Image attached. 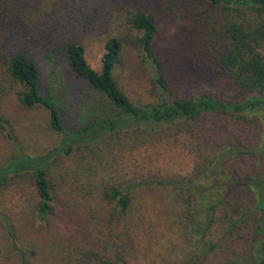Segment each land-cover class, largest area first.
I'll return each instance as SVG.
<instances>
[{"label": "rangeland", "instance_id": "obj_1", "mask_svg": "<svg viewBox=\"0 0 264 264\" xmlns=\"http://www.w3.org/2000/svg\"><path fill=\"white\" fill-rule=\"evenodd\" d=\"M0 4V13L15 12L14 20L26 27V32L54 40L42 45L45 41L32 39L21 47L34 53L43 88L55 96L71 126L105 113L98 111L95 93L71 73L59 51L53 50L57 54L48 59V51L58 49L66 40L83 43L88 62L97 68L102 39L115 32L123 42L114 72L121 89L139 106L160 99L151 66L127 24L129 11L140 6L155 15V49L172 85L171 97L202 91L227 97L234 94L214 59L222 50V24L229 13L223 7L196 2L183 5L178 0H0ZM4 36L5 31L0 40ZM20 90L15 85L2 101L1 112L9 120L11 138L0 130V167L10 162L16 150L35 156L60 142L61 135L52 128L47 109L23 106ZM252 113L245 122L226 117L201 125L180 121L150 135L142 128L123 129L96 144L58 155L47 169L53 202L45 218L37 213L39 197L33 174L10 175L0 187V264H87L100 258L117 264H192L187 250L194 247L187 243L179 222L180 207L185 204L176 187H199L208 193L215 178L222 180L226 172L218 167L192 185L197 179L194 170L199 155L227 139L235 142L239 135L243 141L250 136V144L259 140L255 116L262 120L264 133V110ZM263 162V158L235 159L230 169L258 173ZM244 165L250 168L243 169ZM189 178L194 180L189 183ZM115 188L130 192L123 210L110 196ZM200 204L198 201L195 207ZM223 212L219 207L216 217ZM222 229L216 222L208 238L216 240Z\"/></svg>", "mask_w": 264, "mask_h": 264}, {"label": "trees", "instance_id": "obj_2", "mask_svg": "<svg viewBox=\"0 0 264 264\" xmlns=\"http://www.w3.org/2000/svg\"><path fill=\"white\" fill-rule=\"evenodd\" d=\"M178 1L183 5L196 2L203 6L223 7L229 11L222 24V50L215 54L214 59L217 64L215 66L223 71L234 94L227 97L202 91L171 97L172 85L163 73V63L155 49L158 31L155 15L140 6L142 8L129 11L126 19L128 27L134 32L135 41L151 66L153 83L160 95L156 103L139 106L119 86L114 72L121 60L123 42L122 37L113 31L102 39L97 68L88 62L83 43L66 40L58 49L51 48L48 51V59L54 53L53 50L60 52L59 56L71 73L83 80L95 93L98 111L105 113L92 115L78 126L67 123L55 96L42 86L39 64L34 53L21 47L32 39L38 43L45 41L42 45L51 44V40L54 42L52 37L48 35L45 39L38 33L34 35L26 32V27L14 20L16 13L11 10L7 14L0 13V35L5 31L4 38L0 40V130L11 138L7 130L9 120L1 112V106L12 87L18 85L21 87L19 102L25 107L39 105L46 108L52 128L61 135L59 144L43 154L32 156L16 150L10 162L0 167V187L10 175L32 173L39 197L37 213L45 218L53 202L47 169L49 163L60 154L68 155L75 147L96 144L108 134L123 129L134 131L142 128L150 135L158 131V128L180 121L193 120L201 125L206 121L217 123L219 118L226 117L240 118L245 122L248 116L254 115L252 112L264 110V0ZM204 31L208 32L207 29ZM255 119L256 129L260 128L259 140L255 143L250 144V136L243 141L241 138L244 137L238 134L241 138L235 142L227 139L211 150L201 151L200 163L196 164L194 170L197 179L189 178L187 182L194 180V185L218 167L226 172L222 180H213L208 193L199 187L191 189L179 184L176 187L185 204L180 207L179 222L184 228L187 243L194 247L187 250L192 264H264V162L257 169L258 173L254 169L245 172L230 169L235 159H264L263 123L256 116ZM246 168L250 166L244 165L243 169ZM129 193H122L115 188L110 196L117 200L123 210L128 205ZM198 201L201 204L196 208L195 203ZM219 207L224 212L218 219L215 212ZM216 222L222 224L223 229L222 234L214 240L208 237L212 235L209 233ZM87 264L117 263L100 258ZM173 264L191 263L180 261Z\"/></svg>", "mask_w": 264, "mask_h": 264}]
</instances>
